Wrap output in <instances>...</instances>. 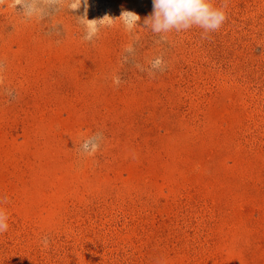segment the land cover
<instances>
[{
    "label": "rangeland",
    "instance_id": "374dc122",
    "mask_svg": "<svg viewBox=\"0 0 264 264\" xmlns=\"http://www.w3.org/2000/svg\"><path fill=\"white\" fill-rule=\"evenodd\" d=\"M73 3L0 0V264H264V0L207 38Z\"/></svg>",
    "mask_w": 264,
    "mask_h": 264
},
{
    "label": "clouds",
    "instance_id": "9594fccd",
    "mask_svg": "<svg viewBox=\"0 0 264 264\" xmlns=\"http://www.w3.org/2000/svg\"><path fill=\"white\" fill-rule=\"evenodd\" d=\"M87 3V0H84ZM152 14L145 18L144 24L151 28L154 33L166 34L172 31L177 33L187 31L193 27L203 29L202 38H207L211 32L218 31L226 20V13L222 8L213 6L212 0H152ZM81 0H74L71 10L80 7ZM85 15L82 16L86 21L85 39L91 41L97 34L100 25L105 21L109 23L113 20L110 16H104L100 20H88ZM126 29L131 30L138 24L140 17L134 12L124 11L119 17ZM162 58H156L152 62V67L162 69ZM118 82V81H117ZM91 142L86 141L83 145L87 150ZM95 148V145H91ZM7 198L0 199V204L6 202ZM9 229L8 216L5 210L0 207V234ZM45 246L47 241L45 240Z\"/></svg>",
    "mask_w": 264,
    "mask_h": 264
}]
</instances>
